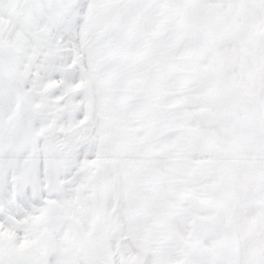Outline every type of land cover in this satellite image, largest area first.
Listing matches in <instances>:
<instances>
[{
    "label": "snow or ice",
    "instance_id": "6c2138e0",
    "mask_svg": "<svg viewBox=\"0 0 264 264\" xmlns=\"http://www.w3.org/2000/svg\"><path fill=\"white\" fill-rule=\"evenodd\" d=\"M0 264H264V0H0Z\"/></svg>",
    "mask_w": 264,
    "mask_h": 264
}]
</instances>
